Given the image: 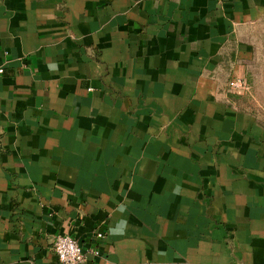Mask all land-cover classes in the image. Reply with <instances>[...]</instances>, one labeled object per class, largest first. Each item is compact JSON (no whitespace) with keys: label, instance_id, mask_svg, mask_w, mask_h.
<instances>
[{"label":"crops","instance_id":"1","mask_svg":"<svg viewBox=\"0 0 264 264\" xmlns=\"http://www.w3.org/2000/svg\"><path fill=\"white\" fill-rule=\"evenodd\" d=\"M0 66V264H264V0H0Z\"/></svg>","mask_w":264,"mask_h":264},{"label":"built area","instance_id":"2","mask_svg":"<svg viewBox=\"0 0 264 264\" xmlns=\"http://www.w3.org/2000/svg\"><path fill=\"white\" fill-rule=\"evenodd\" d=\"M3 73V68L0 66V74ZM230 88L240 87L244 90L248 89V86L244 80L232 79L229 81ZM98 239L103 237L101 232L96 233ZM52 249L57 256L58 264H81L84 260V255L81 252L80 245L74 237L70 235H57L52 242ZM90 252L94 255H98V250L91 248Z\"/></svg>","mask_w":264,"mask_h":264}]
</instances>
